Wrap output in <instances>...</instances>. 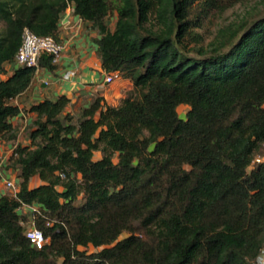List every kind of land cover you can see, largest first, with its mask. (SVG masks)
<instances>
[{"label": "trees", "instance_id": "trees-1", "mask_svg": "<svg viewBox=\"0 0 264 264\" xmlns=\"http://www.w3.org/2000/svg\"><path fill=\"white\" fill-rule=\"evenodd\" d=\"M248 2L255 16L199 46L196 30L213 12ZM70 7L98 33L106 73L119 72L132 88L116 107L94 95L78 109L66 96L31 108L30 145L16 146L7 166L19 191L0 195V264H257L264 0H0V74L15 64L26 29L60 42ZM40 67L53 71V56ZM36 73L19 67L0 81L6 143L17 140L14 100ZM23 205L36 208L42 249L25 235Z\"/></svg>", "mask_w": 264, "mask_h": 264}, {"label": "crops", "instance_id": "crops-1", "mask_svg": "<svg viewBox=\"0 0 264 264\" xmlns=\"http://www.w3.org/2000/svg\"><path fill=\"white\" fill-rule=\"evenodd\" d=\"M116 21L114 25L108 21L112 30L115 29ZM59 30V41L65 46L60 61L53 71L40 68L31 87L14 100V104L21 110L20 115L12 120L17 127L16 142L6 143L0 139V157L4 159L5 174L9 178H13L12 170L6 169L10 164L13 149L18 145H30L28 130L36 118V114L31 112L34 105L66 96L78 109L87 105L94 95H99L108 105L116 107L132 88L131 81L123 78L112 84L106 82L107 73L97 52L96 40L99 39V35L91 29L89 23L75 15L74 7H70L62 14ZM16 68H19L16 64H7L6 72L0 74V81L11 76ZM67 75H70L69 79L65 78ZM13 179L18 183L17 178ZM37 184L32 182L33 187ZM1 185L3 182L0 180V195L7 194Z\"/></svg>", "mask_w": 264, "mask_h": 264}, {"label": "built area", "instance_id": "built-area-1", "mask_svg": "<svg viewBox=\"0 0 264 264\" xmlns=\"http://www.w3.org/2000/svg\"><path fill=\"white\" fill-rule=\"evenodd\" d=\"M65 50V46L57 42L51 37H39L30 30L26 29L23 35L22 46L16 55L15 64L19 67H30L36 68L37 71L41 68L40 63L44 55L53 56V64L56 66L60 61L62 54ZM70 75H67L65 78L69 79ZM122 79V75L119 72H113L107 74L106 82L112 84L116 81ZM15 149L11 153V157L15 156ZM4 159L0 157V167L2 168L1 181L6 190L10 191L13 197H16L18 193L17 181L13 178H9L5 174ZM257 163H260L261 160H256ZM64 177V176H63ZM36 212V208L23 205L20 209L22 215H29V221L25 223L26 237L31 241V243L38 249H42L47 243L48 240L45 239L41 230H39L34 222L33 213ZM264 252V251H263ZM264 254V253H262ZM264 264V263H262Z\"/></svg>", "mask_w": 264, "mask_h": 264}, {"label": "rangeland", "instance_id": "rangeland-1", "mask_svg": "<svg viewBox=\"0 0 264 264\" xmlns=\"http://www.w3.org/2000/svg\"><path fill=\"white\" fill-rule=\"evenodd\" d=\"M255 10V2H248L247 4H238L235 7L226 10L225 12H213L210 17L204 21L203 27L196 30V32L202 36V42L199 44V46L207 50L210 44L214 41L220 29H223L235 23H239L243 19L252 18L256 15H253L256 12ZM115 20H117L115 16L108 19L109 23L113 25L115 24ZM1 31H3V25L0 24V32ZM194 46H196V44L192 45V47ZM188 110L189 108L185 105L179 107L178 112L182 120L186 119ZM73 111H77L76 107H73ZM24 134L25 136H27V132H25ZM6 170H12L11 173L13 178L18 177V173L13 167L9 166ZM38 182V178H35L33 180V184H36ZM1 187L3 190H6L3 185H1ZM6 192L8 195L12 196L10 191L6 190ZM91 251H93V249ZM262 263H264V254H262L257 262V264Z\"/></svg>", "mask_w": 264, "mask_h": 264}]
</instances>
